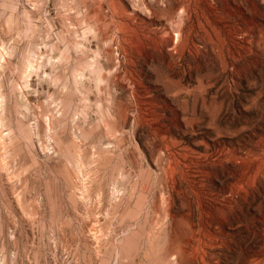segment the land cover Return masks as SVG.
<instances>
[{"label":"rangeland","instance_id":"obj_1","mask_svg":"<svg viewBox=\"0 0 264 264\" xmlns=\"http://www.w3.org/2000/svg\"><path fill=\"white\" fill-rule=\"evenodd\" d=\"M0 264H264V0H0Z\"/></svg>","mask_w":264,"mask_h":264}]
</instances>
